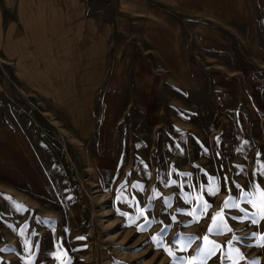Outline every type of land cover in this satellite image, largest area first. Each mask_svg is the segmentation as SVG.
Segmentation results:
<instances>
[{"label":"rangeland","instance_id":"374dc122","mask_svg":"<svg viewBox=\"0 0 264 264\" xmlns=\"http://www.w3.org/2000/svg\"><path fill=\"white\" fill-rule=\"evenodd\" d=\"M145 2L168 24L0 39V264H264V0Z\"/></svg>","mask_w":264,"mask_h":264},{"label":"crops","instance_id":"0c3cea01","mask_svg":"<svg viewBox=\"0 0 264 264\" xmlns=\"http://www.w3.org/2000/svg\"><path fill=\"white\" fill-rule=\"evenodd\" d=\"M162 4H172L181 7L184 13L194 14L198 11V5L213 4L212 0H161ZM120 13L114 9L113 0H0V39H14V42L20 43L23 36V23L27 25L29 36L31 38L44 37L53 32L54 29L61 30L65 26L59 23L77 22L87 24L86 30L91 32L95 29L96 35H101L97 23L105 21H140L145 23L157 21L159 25L168 24L164 15L157 14L150 8L145 0H120ZM104 3V4H103ZM118 5V3L116 2ZM103 7H107L106 12ZM133 7H138L135 11ZM109 16L106 18L105 16ZM139 15L143 18H139ZM157 15V16H154ZM26 23V24H25ZM94 29H93V26ZM206 29L210 30L208 27ZM200 29H204L201 27ZM170 30V29H165ZM7 49L6 45L0 47V54L12 59L14 63L17 55H20V49ZM13 52V56H8ZM17 53V55H16ZM19 70L21 66L18 67ZM20 75V73H19Z\"/></svg>","mask_w":264,"mask_h":264},{"label":"snow or ice","instance_id":"6c2138e0","mask_svg":"<svg viewBox=\"0 0 264 264\" xmlns=\"http://www.w3.org/2000/svg\"><path fill=\"white\" fill-rule=\"evenodd\" d=\"M260 169H261V175L264 176V164L260 166ZM170 183L175 184L176 181H171ZM262 183H264V181H262ZM133 187H136V185H133ZM255 187H256V193H258V197L256 196V194H249V193H243V192L241 193L245 197H247L248 195H253V199L248 201L249 203H251L253 208L257 209V212L252 213V219H251L252 224H258L260 220H264V190L261 189L259 184L255 185ZM237 188H239V186H237ZM208 191H209V194L216 195L219 192V187L217 186L214 189H209ZM156 195H159V194L157 193ZM209 207H211V205L207 201H203V200L201 204L198 205V208H202L205 214L207 213V209ZM224 208H239V204L234 203L233 198L230 196L228 199L224 201ZM240 211L245 212V215L243 217L234 216L232 217V219H243V220L249 219V216L246 210L240 209ZM142 214H143V210H141V215ZM189 215H196V210H193V212L189 213ZM200 218L201 217L197 216V222L199 221ZM173 219H175V217H173ZM211 219H212V224L208 228L209 233H212V232L221 233L224 229H227L228 232L232 231V229L228 227L227 223L225 222L223 209L215 213L211 217ZM142 227L143 226H141V228ZM161 231H163V229ZM78 239H84V238L78 237ZM152 239L153 241H157L159 243L157 236H153ZM203 239L206 245H211L210 248H206L203 250L207 254L208 258H211L212 256L215 255V250L217 246L215 245V242L209 240L208 236H205ZM260 239L264 241V236H261ZM161 246L163 247L162 244ZM165 250L169 252V255H173L170 249L166 248Z\"/></svg>","mask_w":264,"mask_h":264}]
</instances>
